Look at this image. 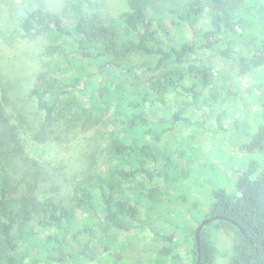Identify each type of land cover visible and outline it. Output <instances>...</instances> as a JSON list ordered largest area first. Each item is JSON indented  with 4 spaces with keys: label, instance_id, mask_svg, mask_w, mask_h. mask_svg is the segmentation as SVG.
Wrapping results in <instances>:
<instances>
[{
    "label": "trees",
    "instance_id": "obj_1",
    "mask_svg": "<svg viewBox=\"0 0 264 264\" xmlns=\"http://www.w3.org/2000/svg\"><path fill=\"white\" fill-rule=\"evenodd\" d=\"M96 2L63 0L58 8L0 0V42L20 61L16 70L0 65V264H25L28 241L29 264L94 263L116 237L149 227L165 200L157 156L176 125L187 124L184 112L200 111L197 89L215 77L211 62L221 60L237 77L264 64V0H125L107 23L93 12ZM18 71L22 79L10 78ZM224 85H213L201 105L219 100L215 90ZM99 124L107 130L84 136L64 158L34 164L42 170L30 174L34 183L6 168L2 145L11 156L23 136L67 145L72 134ZM241 149L264 153V127ZM179 170L188 180L190 170ZM202 219L213 220L200 232L199 264H212L215 247L205 231L212 224L231 237L229 264H264V167L253 179L243 171L233 192L213 190Z\"/></svg>",
    "mask_w": 264,
    "mask_h": 264
},
{
    "label": "rangeland",
    "instance_id": "obj_2",
    "mask_svg": "<svg viewBox=\"0 0 264 264\" xmlns=\"http://www.w3.org/2000/svg\"><path fill=\"white\" fill-rule=\"evenodd\" d=\"M43 1L58 8L63 2V0ZM96 4L98 6H95L93 12L105 23L126 7L125 0H99ZM13 54L14 52L0 42L2 67L11 64L13 70H16L20 61L13 63ZM196 58L200 60L201 56ZM213 59L210 58L211 61ZM199 64L201 67L208 65L203 60ZM211 65L212 74L216 78L209 75L205 87L197 89L200 94L196 106L200 111L195 109V112L194 108H191L192 110L187 109L184 112L182 117L187 119V124L176 125L164 138L163 144L166 149L164 148L157 156V164L162 171V175L157 177V185L165 193V200L157 207L155 216L149 221L150 228L143 226L116 237L107 244L108 253L89 264H113L110 263L111 258L117 264H190L193 259L192 230L198 222H202V214L210 204L211 192L217 189L233 192L236 179L243 171L248 172V176L253 179L264 167V153L247 154L241 149L243 144L250 142L260 127H264V64L245 77H237L229 73L230 71L225 69L226 63L217 58L211 62ZM10 76V78L22 79L25 73L18 71ZM224 83L227 93L222 89L215 90L217 95L219 93L221 95L219 100L210 103L207 107L202 106L201 102L211 93L213 85ZM203 107L207 111L206 114L202 111ZM106 130L103 124L86 126L84 133L72 134L71 141L67 145L60 141L39 145L23 136L20 152H14L12 156L8 153L7 146L2 145L8 155L5 160L6 168L24 182L34 183V178L30 174L42 172L34 164L40 166L55 163L64 158L84 136H95ZM178 152L182 153L181 158L178 157ZM106 157L105 152L102 151L98 164L100 171L105 169ZM251 164L257 165L252 168ZM182 167L187 171L190 170L188 180L179 177V169ZM24 185H22L23 189ZM41 187H43L41 183L35 185L36 194ZM68 189L63 188L64 196ZM213 225L205 229L206 232L208 231L207 240L213 242L215 247L211 262L229 264L233 244L231 237L221 229H214ZM153 232L166 236L172 234L173 240L165 242ZM28 242L22 254L25 264H29L28 260L31 259L34 250ZM162 249L168 254L161 255L159 250ZM81 264L88 263L81 261Z\"/></svg>",
    "mask_w": 264,
    "mask_h": 264
},
{
    "label": "water",
    "instance_id": "obj_3",
    "mask_svg": "<svg viewBox=\"0 0 264 264\" xmlns=\"http://www.w3.org/2000/svg\"><path fill=\"white\" fill-rule=\"evenodd\" d=\"M216 219V218H213ZM213 219H205L203 220L196 228L195 234H194V240L196 244V251L198 253L196 264H199L200 262V232L204 226L209 224Z\"/></svg>",
    "mask_w": 264,
    "mask_h": 264
}]
</instances>
